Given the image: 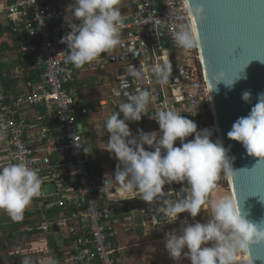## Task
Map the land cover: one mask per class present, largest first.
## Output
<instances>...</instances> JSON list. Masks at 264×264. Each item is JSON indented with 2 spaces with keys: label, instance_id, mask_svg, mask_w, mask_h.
Wrapping results in <instances>:
<instances>
[{
  "label": "clouds",
  "instance_id": "obj_1",
  "mask_svg": "<svg viewBox=\"0 0 264 264\" xmlns=\"http://www.w3.org/2000/svg\"><path fill=\"white\" fill-rule=\"evenodd\" d=\"M120 3L121 0H73L64 17L70 31L60 41L67 46L66 62L81 68L123 44L121 35L126 18L118 7ZM185 3L188 14L196 20L207 19L203 0H185ZM175 38L185 49L202 46L192 25H182ZM151 72L157 83L166 85L171 64L164 60L153 66ZM130 74L137 79L142 77V72L137 69H130ZM239 78H229L227 73L218 72L212 77L215 87L209 82L211 91H219L216 85L221 81L231 90ZM124 96L127 102H121L118 111L105 121L108 133L105 150L117 159L118 164L114 177L105 179L104 185L115 181L124 193L138 194L156 216H162L169 224L175 223L181 213L193 218V223L184 219L178 229L165 233L169 258L177 264L182 258L190 264H237V253L249 250V245H264V220L247 219L248 213L242 211L237 196L209 198L222 173L235 175L237 172L231 164L235 157L229 158V149L220 139H212L213 130H198L193 120L167 105L148 116L151 102L148 90L137 88L134 93L126 92ZM251 96V92L245 90L241 99L251 103ZM142 116L155 120L159 130L137 129L134 135L127 122H139ZM190 136L193 139L188 140ZM227 136L241 143L249 156L259 158L257 163L264 161V92L258 94L248 115L233 123ZM3 139L5 134L0 131V140ZM177 141L179 146H176ZM174 183L182 185L179 192L173 193L171 187L165 191L166 185ZM42 184L43 178L38 171L25 162L0 166V210L14 222L22 220L25 209L41 195ZM185 184L187 187L183 186ZM205 205L211 208V215L202 223L195 218L202 209L206 211ZM22 264H31V260L25 258ZM45 264H57V261L50 256ZM247 264H253L251 257Z\"/></svg>",
  "mask_w": 264,
  "mask_h": 264
},
{
  "label": "built area",
  "instance_id": "obj_2",
  "mask_svg": "<svg viewBox=\"0 0 264 264\" xmlns=\"http://www.w3.org/2000/svg\"><path fill=\"white\" fill-rule=\"evenodd\" d=\"M133 6L132 22L122 30L135 34L141 58L137 64L143 74L141 78L151 95L152 110L164 105L193 120L198 130L216 131L196 55L195 48L181 47L175 38L182 25H189L184 0H160L162 20L167 32L169 48L175 54V69L166 85L157 83L151 68L163 62L159 49L158 18L152 11L151 0H121ZM19 9V10H18ZM28 13V17L25 15ZM11 26L12 32L21 30L29 40H35L33 63L39 72V82L31 89L9 102L4 101L0 84V131L5 134L2 144L0 166L9 163L25 162L38 171L43 178L41 195L32 200L33 208L40 212L43 224L25 227L22 231H39L49 234L55 230L57 251L45 248V262L48 257L56 259L57 264H118L114 258L112 211L108 205L107 192L113 183L104 185L100 178L91 179L90 168L97 165L95 156L83 154V134L97 129H105V123L96 128L79 130L76 122L80 116L88 114L83 102L69 94L65 86L74 75V65L66 62L67 46L60 41L65 35L58 7L49 0H0V18ZM28 47H23L27 51ZM102 61V54L89 64L96 70ZM135 65L125 68L126 74ZM176 79L175 84L170 79ZM172 88L181 90V102H176ZM40 106L43 112L33 113L34 123L24 125L22 110L25 107ZM121 118V117H120ZM157 123L148 117L141 121ZM140 122V121H139ZM139 122H127L130 127ZM193 139L192 136L187 138ZM226 179V178H225ZM45 185H51V194L44 192ZM220 192L219 198L231 195L230 187L217 184L210 192ZM232 196V195H231ZM58 208L62 214L47 217L44 209ZM206 208L210 209L208 205ZM76 210L69 216L64 211ZM66 234L62 236V233ZM45 238V236H44ZM45 242L47 240L45 238ZM44 262V264H45ZM247 255L237 253V264H247Z\"/></svg>",
  "mask_w": 264,
  "mask_h": 264
},
{
  "label": "water",
  "instance_id": "obj_3",
  "mask_svg": "<svg viewBox=\"0 0 264 264\" xmlns=\"http://www.w3.org/2000/svg\"><path fill=\"white\" fill-rule=\"evenodd\" d=\"M151 2L152 11L158 18L159 49L163 55L162 60H167L171 64V72H173L175 54L169 48L167 32L162 20L161 3L160 0H151ZM203 3L207 8V19L198 21L188 14L184 0L189 25L195 26L202 42V46L196 47L195 50L216 137L226 149H229L227 152L229 158L235 157L231 160V164L233 170L237 172L235 175L225 174V178L231 195L237 196L242 211L248 213L247 219L260 222L264 220V201L261 200L264 199V161L257 163L259 158L249 156L242 144L230 140L227 133L239 117L248 115L251 107L257 102L258 94L264 92V62H261L264 61V0H203ZM131 22L132 17L124 21L125 24ZM134 37L135 34L130 33L126 43L116 48L117 51L110 57L102 54L103 69L108 73L107 84L111 88L117 109L121 102H127V97L124 96L126 92L134 93L137 88L148 90L144 80L141 79L143 74L139 79L126 74L125 68L129 65H135L134 69H141L137 64L141 54L137 42L133 40ZM221 71L227 73L229 78L236 76L240 78L236 80L231 90L221 81L216 85L219 91L215 89L211 91L209 82L215 87L212 77ZM175 82L176 79H170L171 84ZM245 90L252 94L251 103H245L241 99V94ZM172 95L176 97V102L182 101L179 88H172ZM120 115L123 119V114ZM151 115H154L153 110L148 114ZM115 171L116 168L110 170L109 175L114 177ZM183 186L187 187L186 184ZM169 187L173 193H177L182 185L176 183L171 186L166 185L165 191ZM123 193L116 183L113 188H109L107 195L112 197ZM133 196L138 199L139 209L136 213L141 215L146 228L162 226L168 232L173 223L169 224L162 216H156L152 208L141 200L138 194ZM184 214H179L177 221ZM245 253L248 260L249 257L253 259V264H264V245H249V250Z\"/></svg>",
  "mask_w": 264,
  "mask_h": 264
},
{
  "label": "crops",
  "instance_id": "obj_4",
  "mask_svg": "<svg viewBox=\"0 0 264 264\" xmlns=\"http://www.w3.org/2000/svg\"><path fill=\"white\" fill-rule=\"evenodd\" d=\"M55 4L61 14L62 23H63V33L70 31L67 27L64 17L67 15V8L73 2V0H49ZM118 7L121 9V13L125 18L131 17L132 10L125 4V2L120 3ZM7 22L1 17L0 18V56L1 63L5 65L6 69H9L14 78L20 79L18 83L13 84L11 88L8 89L9 93L6 94V97L3 94L4 99L7 98V102L11 99H16L22 96L25 91L31 89V85L27 81L26 75L21 74V69L18 67V62L16 61V53L10 52L8 49H4L3 45H7L9 49L13 48L14 39L10 36V33L6 31ZM1 27L4 29L2 30ZM131 32L122 30L121 39L123 44L126 43L128 35ZM122 44V45H123ZM23 47H28L27 51H23ZM118 46L117 48H119ZM21 51L25 54H33L34 47L22 46ZM117 51V49L110 50L105 54L106 56H111ZM123 51V50H122ZM104 63L101 61V64L96 70L89 68V64H85L81 68L74 67V75L71 81L66 86V90L69 94L80 99L83 104L89 109V112L85 116H80L76 122V126L79 130L84 128H96L104 124L109 115L114 111H118L116 108L113 96L111 94V88L107 84L108 73L106 69H103ZM1 84V83H0ZM2 88V86H1ZM3 93V90H2ZM18 95V96H16ZM40 106L28 108L25 107L22 110V115L24 118V125L29 126L34 123L33 113L40 111ZM149 112L152 111L151 105L148 104ZM43 112V110H41ZM121 116V115H120ZM83 119L79 121V119ZM146 118V117H145ZM144 119V118H143ZM130 127V126H129ZM137 129H143L145 132L158 131V123H150L146 120L140 121L135 126L130 127V130L133 134H136ZM105 129L93 130L90 133L94 134V144L98 148L99 153L96 155L97 161L100 160L102 171L99 176L103 180L109 178L110 170L117 168L118 161L117 159L110 154L107 150V140L108 133ZM100 145V146H99ZM179 146V145H177ZM148 148V146H147ZM146 148V149H147ZM2 156V144L0 142V157ZM113 166V167H112ZM116 185V182L113 181V186ZM44 192L51 194L53 188L51 185H45ZM220 192H215L212 197L217 199L220 195ZM109 197V196H108ZM138 199L133 196V194H116L115 196L109 197L107 202L111 208L112 213V224L115 232L113 239V250L114 258L118 264H177L169 258L168 253L165 249L164 236L165 229L162 226L148 229L146 228L145 223L141 220V215L137 214L136 211L138 207ZM124 202H127L126 212L113 214V207L111 205H118V207L123 208ZM31 204L25 209L31 210ZM201 210V213L195 218V220L202 223L207 222L208 217V208ZM5 211L0 210V226L8 225L14 223L11 218H6L4 215ZM59 216V215H58ZM56 216V217H58ZM3 217V218H1ZM184 219H187L189 223H193V218L189 214L185 213L183 217L173 223L169 227V231L172 229H178L180 222ZM2 224V225H1ZM210 246V245H209ZM46 242L44 236L37 238L36 240H29L25 244L23 251L16 252L14 256L18 258H23L21 263L25 258L31 260V264H44L45 262V248ZM13 256V257H14ZM178 264H190L185 258H182Z\"/></svg>",
  "mask_w": 264,
  "mask_h": 264
},
{
  "label": "trees",
  "instance_id": "obj_5",
  "mask_svg": "<svg viewBox=\"0 0 264 264\" xmlns=\"http://www.w3.org/2000/svg\"><path fill=\"white\" fill-rule=\"evenodd\" d=\"M131 10L133 11V6H130V2H125ZM28 13L25 15V17H28ZM3 30L4 28L1 27ZM6 31L10 33V36L14 39V47L9 49V47L5 44L2 46L4 49H8L12 53H16L17 59L16 61L19 63L18 67L21 69V74L26 75L27 81L31 85H35L39 82V72L36 69V66L34 65L32 59L33 54H25V52L21 51L22 46H29V47H35L36 41L35 40H29L28 37L22 32L21 30H17L16 32H12L10 24H7ZM1 32V31H0ZM9 69H6L5 65L1 63V56H0V83L2 86L3 94L6 96V94L9 93L8 89L13 86V84L18 83V79L14 78L11 73H9ZM68 85V84H67ZM66 85V86H67ZM65 86V89H66ZM18 96V95H16ZM8 97V96H6ZM5 102H7V98L4 99ZM40 111L43 110L42 107H39ZM84 119V118H83ZM82 118L79 119V121L83 120ZM106 132V130H103ZM94 134L92 133H84L83 134V154L86 157H91L98 155L99 150L95 146L94 142ZM179 145V141L176 142V146ZM102 171L100 160L97 161V165L95 167L90 168V175L91 179L94 180L96 176H99ZM217 184H220L222 186H226V179L224 173L221 174L220 179L217 181ZM31 210L24 211L23 213V219L17 222H14L12 224L5 225L4 227H1L2 234L0 233V264H22L21 261L23 258H18L14 256L15 251L19 252L23 251V249H20L21 246L25 245L27 241L29 240H36L37 238L41 236H45L47 243L46 245L48 247H53L57 254L55 257H58V244L55 242V230L52 229V232L49 234H44L39 231H32V232H25L22 231L25 227H37L40 224H43L41 221L40 212L34 210L33 208V202H31ZM113 207V214L116 215L117 213H123L126 212L127 202H124V207L120 208L118 205H111ZM45 216L51 218L56 217L59 214H62V210L58 208H49L44 209L42 211ZM76 212V210H67L63 212V215L69 216L72 213ZM12 250V251H9ZM14 256V257H13ZM15 261L17 263H15Z\"/></svg>",
  "mask_w": 264,
  "mask_h": 264
},
{
  "label": "rangeland",
  "instance_id": "obj_6",
  "mask_svg": "<svg viewBox=\"0 0 264 264\" xmlns=\"http://www.w3.org/2000/svg\"><path fill=\"white\" fill-rule=\"evenodd\" d=\"M100 146V145H99ZM145 148H147V146H145ZM113 167V166H112ZM225 175V174H224ZM219 198V196L217 197V199ZM208 217H209V215H211V210L209 209L208 211ZM6 218L8 217V218H10L8 215H7V213L4 215ZM1 218H3V217H1ZM210 218V217H209ZM2 225V224H1ZM2 227H4V225H2ZM0 228H1V226H0ZM0 233L2 234V231H1V229H0ZM66 234V231H64L63 233H62V236L63 235H65ZM23 248H25V245H23V246H21L20 247V249H23ZM9 251H12V250H9ZM15 252H17V251H15ZM18 252H19V250H18ZM17 262H21V261H17ZM16 261H15V263H17Z\"/></svg>",
  "mask_w": 264,
  "mask_h": 264
}]
</instances>
